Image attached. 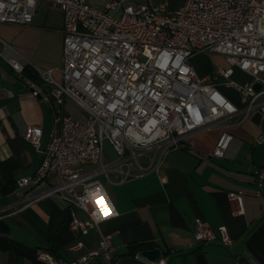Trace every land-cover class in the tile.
I'll use <instances>...</instances> for the list:
<instances>
[{
  "label": "built area",
  "instance_id": "1",
  "mask_svg": "<svg viewBox=\"0 0 264 264\" xmlns=\"http://www.w3.org/2000/svg\"><path fill=\"white\" fill-rule=\"evenodd\" d=\"M47 1L63 17L60 80L52 76V68L37 69L39 82L31 80L22 75L24 66L19 61L8 62L32 95L48 104L53 117L37 168L18 178L16 188L37 185L51 174L57 181L27 196L20 209L44 196L59 195L86 215L72 214L70 230L87 234L99 228L100 222L93 220L97 194L114 206L98 175L117 172L123 182L132 176L133 166L152 168L153 152L191 148L194 133L225 127L223 122L230 117L241 123L259 110L264 125V0H185L173 12H166L163 4L122 6L118 0L107 2L103 9L85 0ZM36 3L0 0V22L30 24ZM119 8L120 15H112ZM209 53L224 56L229 66L199 75L191 59ZM234 67L251 80L232 79ZM255 83L260 84L258 90ZM66 99L86 112L84 120L64 112ZM41 136V128L26 125L24 139L32 146H39ZM104 139L116 153L114 160L104 161ZM231 139L223 128L211 156L223 157ZM262 143L264 134L255 138L256 145ZM142 158L148 159L147 167L141 165ZM87 164L91 168L85 169ZM255 175L261 185L264 164L255 168ZM242 193L228 195L234 215L244 213ZM15 211L12 206L0 207V218ZM194 237L199 242L218 238L225 245L232 241L225 225L215 232L202 220ZM81 245L78 242L76 247ZM111 251L112 234L107 233L101 235L96 250L79 258L65 260L39 249L36 259L39 264H88L99 256L112 264Z\"/></svg>",
  "mask_w": 264,
  "mask_h": 264
},
{
  "label": "crops",
  "instance_id": "2",
  "mask_svg": "<svg viewBox=\"0 0 264 264\" xmlns=\"http://www.w3.org/2000/svg\"><path fill=\"white\" fill-rule=\"evenodd\" d=\"M184 1L172 9L154 1L146 4H163L166 12H173ZM62 26L61 10L47 0H37L30 24L0 22V207L16 209L0 218V264H39V249L73 260L96 250L101 235L107 233L112 234V264H264V180L259 185L255 175V168L264 164V143L255 144V138L264 134L259 110L241 123L230 117L224 120L225 127L194 133L191 148L153 152V167L133 166L132 176L123 182L119 173L111 172L108 176L113 179L106 192L119 214L87 234L70 230L72 214L79 218L86 215L59 195L44 196L20 209L27 196L57 181L51 174L37 185L17 189L15 183L37 168L53 117L48 104L32 95L8 60L16 59L34 71L52 68V76L60 80ZM203 56L198 59L200 63L191 62L199 75L210 70ZM27 124L42 130L37 147L24 139ZM223 128L232 139L224 156L216 158L211 152ZM140 163L149 165L147 158ZM238 191L243 192L242 215L232 213L228 197ZM199 220L215 232L225 225L231 243L225 245L218 238L197 241L194 233ZM78 242L82 245L76 247ZM152 248L161 250L157 262L142 255Z\"/></svg>",
  "mask_w": 264,
  "mask_h": 264
},
{
  "label": "rangeland",
  "instance_id": "3",
  "mask_svg": "<svg viewBox=\"0 0 264 264\" xmlns=\"http://www.w3.org/2000/svg\"><path fill=\"white\" fill-rule=\"evenodd\" d=\"M86 3H88L90 6L103 9L106 6L107 2H111L114 0H85ZM121 1L122 6H126L131 3H138V4H146L148 2H155V3H164L166 4L169 8L172 9L173 6L177 5L180 0H118ZM183 4H181L182 6ZM180 6V7H181ZM179 6L176 8L178 10L180 8ZM175 10V11H176ZM120 8L112 10L111 13L114 16H119L120 15ZM203 55H197L194 56L191 59V62H199L200 63V58ZM204 62L210 66V71L214 70L217 66L220 67H228L229 64L226 60V58L222 55L215 54V53H209L205 54L203 56ZM200 59V60H198ZM234 74L232 75V79L236 80L237 82L243 83L246 81H250L251 78L249 75L243 73L240 71L238 68L234 67ZM64 111L66 114L71 116L72 118H76L78 120H84L86 118V112L76 103L72 102L70 99H66L64 103ZM103 151H104V161L108 160H114L116 158V153L113 150L112 145L108 142L107 139L103 140ZM105 186L106 191H109V181L113 179L112 175L106 177L104 174H100L97 176Z\"/></svg>",
  "mask_w": 264,
  "mask_h": 264
},
{
  "label": "clouds",
  "instance_id": "4",
  "mask_svg": "<svg viewBox=\"0 0 264 264\" xmlns=\"http://www.w3.org/2000/svg\"><path fill=\"white\" fill-rule=\"evenodd\" d=\"M99 194H97V197ZM97 211H94L93 213V220H95L96 223L101 222L103 219H106L108 217H111L113 215H118L119 213L115 211L114 206H110L109 202L105 198L104 200L99 201V207L97 206V203H95Z\"/></svg>",
  "mask_w": 264,
  "mask_h": 264
},
{
  "label": "water",
  "instance_id": "5",
  "mask_svg": "<svg viewBox=\"0 0 264 264\" xmlns=\"http://www.w3.org/2000/svg\"><path fill=\"white\" fill-rule=\"evenodd\" d=\"M254 88L258 90L260 88V84L255 83ZM142 255L149 259L150 261H159L160 256H161V250L159 248H152L149 250H145L142 252ZM88 264H105V261L103 258L96 256L94 258L89 259Z\"/></svg>",
  "mask_w": 264,
  "mask_h": 264
},
{
  "label": "trees",
  "instance_id": "6",
  "mask_svg": "<svg viewBox=\"0 0 264 264\" xmlns=\"http://www.w3.org/2000/svg\"><path fill=\"white\" fill-rule=\"evenodd\" d=\"M22 75L34 81L39 80L37 72L29 68L28 66H24Z\"/></svg>",
  "mask_w": 264,
  "mask_h": 264
},
{
  "label": "snow or ice",
  "instance_id": "7",
  "mask_svg": "<svg viewBox=\"0 0 264 264\" xmlns=\"http://www.w3.org/2000/svg\"><path fill=\"white\" fill-rule=\"evenodd\" d=\"M101 200H104V197L103 196H98V197H96V199H95V203H97V206L99 207V201H101ZM105 203H106V200H105Z\"/></svg>",
  "mask_w": 264,
  "mask_h": 264
}]
</instances>
